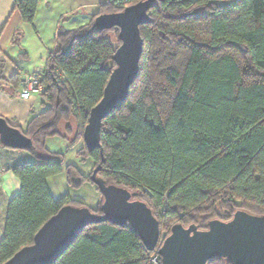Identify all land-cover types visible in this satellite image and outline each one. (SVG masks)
Returning a JSON list of instances; mask_svg holds the SVG:
<instances>
[{"label":"trees","instance_id":"obj_1","mask_svg":"<svg viewBox=\"0 0 264 264\" xmlns=\"http://www.w3.org/2000/svg\"><path fill=\"white\" fill-rule=\"evenodd\" d=\"M142 1L106 0L88 25L59 29L43 73L45 110L18 127L33 140L25 151L31 160L7 166L22 189L7 209L0 264L32 246L62 208L84 206L51 195L48 180L65 169L70 187L97 188L91 178L102 165L97 178L137 193L134 200L152 210L160 245L176 225L205 230L237 212L264 216V0H155L152 23L141 27L139 75L125 105L102 122L105 163L100 150L84 144L77 157L95 163L85 177L76 166L64 169L65 155L49 150L50 139L67 141L69 149L84 143L90 113L115 69L120 31L92 30L95 20ZM38 6L39 0H16L30 26ZM22 37L18 32L17 44ZM97 191L93 211L101 214ZM151 255L131 227L103 223L88 227L56 264H151Z\"/></svg>","mask_w":264,"mask_h":264},{"label":"water","instance_id":"obj_2","mask_svg":"<svg viewBox=\"0 0 264 264\" xmlns=\"http://www.w3.org/2000/svg\"><path fill=\"white\" fill-rule=\"evenodd\" d=\"M155 0H145L119 13L99 16L92 30L118 29L121 46L114 56L115 69L104 91L101 102L92 109L84 131V144L89 152L100 150L102 122L127 102L139 72L144 50L141 27L152 23L149 12ZM0 142L14 151L34 148L33 140L19 128L0 118ZM100 165L92 175L104 197L101 214L86 206H66L52 217L37 233L32 246L18 252L5 264H56L90 226L112 223L131 227L141 237L150 253L157 252L162 264H210L225 259L232 264H264V216L237 212L228 222L212 221L203 230L197 226L176 225L160 245V225L152 210L137 193L97 178Z\"/></svg>","mask_w":264,"mask_h":264},{"label":"crops","instance_id":"obj_3","mask_svg":"<svg viewBox=\"0 0 264 264\" xmlns=\"http://www.w3.org/2000/svg\"><path fill=\"white\" fill-rule=\"evenodd\" d=\"M63 1H61L62 4ZM53 6L52 0H39L34 25L30 26L23 22L19 10L16 9V0H0V64L3 66L1 76L3 79L0 80V118L7 120L11 126L19 127L23 130L26 129L34 115L44 112L45 102L42 96H36L30 101L22 100L20 98L21 81L15 77L21 78L26 73L43 74L46 71L47 59L57 48L59 29L61 27L64 28L65 15H69L68 10H66L65 15L63 14L64 7L54 12ZM91 17L85 14L83 22L80 25L82 27L88 25ZM54 22L55 44L52 46L51 44H46L44 41L41 28L52 27L54 26ZM20 31L25 35L19 38L20 43L17 44V33ZM33 32L39 43L35 42L33 49H31L27 47V42ZM36 56L40 57L39 64L36 61ZM62 140L60 138L53 139L54 144L59 141L63 142L64 140ZM64 142L66 143V147H68L67 141ZM48 143L49 141L47 142V146ZM48 148L54 150L56 147L52 145ZM70 150L77 153L76 149ZM68 152L69 148L68 151L66 150L65 156ZM30 160L31 158L27 153L10 150L0 145V243L4 238L5 218L8 206L20 194L22 189L21 181L12 171L7 169V166L14 161L25 162ZM53 178L48 180V184Z\"/></svg>","mask_w":264,"mask_h":264},{"label":"rangeland","instance_id":"obj_4","mask_svg":"<svg viewBox=\"0 0 264 264\" xmlns=\"http://www.w3.org/2000/svg\"><path fill=\"white\" fill-rule=\"evenodd\" d=\"M61 1L62 0H52V5H54L53 9L55 10L54 12L60 10L62 7H64V11H63L64 15L66 14V10L69 11V15L67 14L65 15L64 29L65 30L69 29L68 31H72L82 27L80 24H82L85 14L88 15V17L96 15L99 11L100 6L103 5L106 0H64L63 4ZM95 11L96 13H94ZM55 22H54V26L52 27L41 28V33L43 35L44 41L46 42V44H51L52 46H54L55 44V40H54ZM110 39L114 43H116V33L110 34ZM35 42L39 43L38 39L36 38V35L33 32V34L29 36L27 47L33 49ZM33 61L35 60L33 59ZM36 61H38V64L40 63L39 56H36ZM54 143L55 142L53 141V139L49 140L48 147L52 145L56 147L54 150H51L50 148L49 150H51L52 152L62 153L65 155L66 150L68 151V147H66V143L64 141L56 142V144ZM83 146L84 143L81 142V144H79V146L76 148V152L81 148H83ZM68 165L76 166L80 170L82 175H84L85 177H90L93 173L95 163L92 160H87L85 162H82V160L77 157V154L73 150L71 151L69 149V152L65 156L64 169ZM48 188L51 195L56 200H60L65 196H70L72 199L77 200L79 203H82L84 206L88 207L91 210L97 209L101 197L100 193L97 191V188L89 183L84 184L80 189H74L70 187L67 180L66 169L60 176L53 178V180L49 182Z\"/></svg>","mask_w":264,"mask_h":264},{"label":"built area","instance_id":"obj_5","mask_svg":"<svg viewBox=\"0 0 264 264\" xmlns=\"http://www.w3.org/2000/svg\"><path fill=\"white\" fill-rule=\"evenodd\" d=\"M58 76L64 80L61 73L58 71ZM21 92L20 98L24 101H30L36 96H41L45 91L43 82V74L41 73H26L21 77ZM166 236V235H165ZM151 264H162L161 258L157 252H153L150 258Z\"/></svg>","mask_w":264,"mask_h":264}]
</instances>
